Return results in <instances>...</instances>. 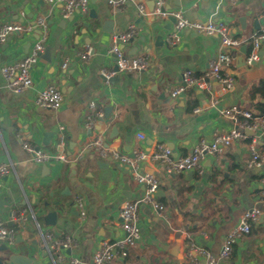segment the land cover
I'll return each instance as SVG.
<instances>
[{"label":"crops","instance_id":"obj_1","mask_svg":"<svg viewBox=\"0 0 264 264\" xmlns=\"http://www.w3.org/2000/svg\"><path fill=\"white\" fill-rule=\"evenodd\" d=\"M40 1L0 0V25L26 28L38 17L43 19L41 30L48 50V60L40 56L33 66L32 86L24 92L14 94L0 74V164L10 171L0 179V222L13 235L11 244L0 243L6 248L0 250V262L12 264L8 257L18 254L31 264H69L72 258L91 264L101 240L123 236L119 206L139 199L144 190L134 182L131 168L112 160V151L128 156L134 150L150 154L157 144H164L174 157L185 156L199 140L229 131L231 124L222 115L224 109L238 106L259 114L256 104H264V99L251 101L250 97L264 81V42L257 61L248 65L245 58L250 38L264 24L259 18L264 0H240L236 5L228 0H164L163 7L168 10L158 17L155 4L151 12L148 9V2L155 0H135L121 8L111 7L107 0H89V13L82 21L75 15L63 18V0L52 4ZM138 4L143 14L138 13ZM176 11L189 21L224 23L241 45L229 50L217 35L201 36L189 30L179 34L176 44L168 45L166 37L175 22L170 23L167 17ZM241 16L245 17L242 26L238 21ZM132 25L137 35L121 45L122 52L127 58L143 59L147 67L105 81L101 72L115 66L108 54L111 37ZM159 35L162 46L155 45ZM36 38L23 31L12 33L0 45V69L21 59ZM243 46L244 65L239 66L236 56ZM88 48L90 56L83 60L81 55ZM222 53L232 56V63L221 67L233 77L232 88L221 92L212 82L210 91L187 88L178 99H170L169 92L178 86L184 72L200 77ZM48 85L62 95L58 109H44L35 103ZM90 102L101 109L103 119L88 129L86 122L93 114ZM138 133L144 140L137 139ZM46 134H51L49 141ZM98 135L103 138L104 156L100 149L89 146ZM18 136L41 152L63 155L65 161L48 166L35 163ZM248 137L221 155L205 157L190 173L167 177L158 165L143 162L142 172L158 181L155 203L164 210L158 212L151 205L139 208L140 237L125 258L111 264H194L186 261L191 244L207 249L217 264H264V204L258 200L264 163L260 170L248 166L249 140L257 139L258 150H262L264 131ZM78 198L84 219L78 215ZM253 207L261 210V217L251 225L250 234L234 245L230 258L220 260L226 235ZM52 213L53 225L46 222ZM11 214H21L23 223H17ZM47 235L53 240L71 239L70 248L59 251L61 262L50 257ZM195 264L204 262L197 258Z\"/></svg>","mask_w":264,"mask_h":264},{"label":"built area","instance_id":"obj_2","mask_svg":"<svg viewBox=\"0 0 264 264\" xmlns=\"http://www.w3.org/2000/svg\"><path fill=\"white\" fill-rule=\"evenodd\" d=\"M46 4H52L54 0H41ZM231 5H236L240 0H228ZM135 0H107V4L113 8H121L127 4L134 3ZM154 14L158 17L161 15L160 9L164 5V0H155ZM89 13V0H63L62 16L63 18H70L75 15L79 21H82ZM138 13L143 14V7L138 4ZM175 19L174 27L166 37L168 45H174L178 42L179 34L185 30L193 31L201 36L217 35L220 38L221 45L229 50H237L241 45V41L232 38L229 35V30L224 23L207 20L189 21L176 11L172 13ZM260 19H264V10L259 15ZM44 25L42 18L38 17L33 23L26 28H22L18 24H4L0 25V45L4 44L8 37L15 32L23 31L28 36L36 35V40L26 54L16 62L8 63L1 67L0 74L7 82L10 90L14 94H20L32 86L31 70L39 57L46 49V34L42 32L41 27ZM137 35L135 26H130L125 32L113 34L111 37V44L108 49V54L113 56L114 64L117 67V72H130L145 70L146 62L141 58H127L121 49V45ZM264 42V24L249 40L250 51L245 58V63L250 65L259 58V50ZM91 49L88 48L81 55L83 60L88 59ZM232 63V56L228 53H222L218 58L210 63L208 70L200 78H194L187 71L181 76L178 86L169 92V97L176 100L183 95L187 88H196L202 91H210L212 89L211 83L214 82L221 92H226L233 86L234 79L232 76L221 71V67L229 66ZM63 64L62 68H65ZM102 78L108 81L116 75V72L103 71ZM35 103L44 109L55 110L60 108L62 104V95L60 91L52 85L46 86L42 89L37 97ZM89 108L93 111L90 118L87 119L86 127L91 129L96 122L102 121L103 113L101 109L94 102H90ZM198 110L196 109L195 112ZM222 115L226 118L231 128L224 133L214 132L209 140L201 139L195 145L193 150L185 156L174 157L171 150L164 144H157L150 154L142 151L134 150L130 156L122 154L118 151L111 152L112 160L120 165H125L132 170L133 180L137 185L143 186V194L134 201H125L119 206L118 218L120 220L119 226L123 233L121 239L114 241L101 240L93 252L91 264H111L115 259H123L127 256L129 250L135 246L140 237V222L138 211L142 205H151L156 211L162 212L164 210L162 205L155 203V197L158 192L159 184L152 174L143 173L140 166L145 161H150L158 165L163 174L167 177L177 174L190 173L200 167L201 161L205 157H215L221 155L224 150L231 147L234 143L247 140L248 134L258 133L264 131V115H256L250 111L238 106H231L222 111ZM21 142V147L31 156L33 161L43 166L51 164H58L65 161V157L61 154H46L27 142H24L19 136L17 137ZM138 140H144V135L137 134ZM61 141V138L59 137ZM103 138L101 135L96 136L89 144L90 148L100 149V155L104 156L102 150ZM250 159L248 166L253 169L260 170L264 163V148L258 150V140L251 138L249 140ZM10 171L3 163L0 164V179L7 177ZM260 194L259 201L264 204V177L260 180ZM1 187V184H0ZM76 208L81 219L85 218V212L81 199L76 200ZM262 212L258 207H253L245 212L237 224L233 226L230 232L226 235L219 252V259L226 261L230 258L234 245L241 241L244 237L250 234L252 224H255L261 217ZM12 218L17 223H20L23 218L22 215L16 217L11 214ZM207 237L202 234V238ZM48 250L55 262H61L60 250L70 248L72 242L69 237L59 240H53L50 235H47ZM13 240L12 231L5 228L0 222V243L8 242L11 244ZM193 252V253H192ZM198 257H197V256ZM186 261L188 263H197V258H201L204 264H217V260L204 247H195L190 245V249L186 254ZM69 264H81L77 259H70Z\"/></svg>","mask_w":264,"mask_h":264},{"label":"water","instance_id":"obj_3","mask_svg":"<svg viewBox=\"0 0 264 264\" xmlns=\"http://www.w3.org/2000/svg\"><path fill=\"white\" fill-rule=\"evenodd\" d=\"M40 3H43V2L40 1ZM175 4L178 5V2H176ZM153 5H154V2H153V1L148 2V9H149L150 12L152 11ZM167 10H168V7H162V8L160 9V13H161V14H165ZM90 14L92 15L93 12L91 11ZM167 18H168V21H169L170 23H174V22H175V19H174V17H173L172 15H169ZM238 21H239V23H240L241 26H242V25L244 24L245 17H243V16L239 17V18H238ZM105 24H106V23H105ZM255 24H258V22L256 21ZM106 25H107V24H106ZM165 29L169 30L168 26H167ZM145 35H146V33L144 34V36H145ZM155 45H157V46H162V36H161V35L156 36V44H155ZM245 54H246V47L243 46V47L240 48L239 53H238L237 56H236V61H237V63H238L239 66L244 65V55H245ZM261 55H262V54H261ZM41 57H42L43 59L48 60V50H47V49H45V51H44V53L41 55ZM253 63H254V62H252L251 64H253ZM113 71L116 72V75H115V77H114V79L116 80L117 75H118V72H117L118 70H117V67H116V66H114ZM105 117H106V115H105ZM113 130H114V129H113ZM50 137H51V134H46V135H45V138L47 139V141L50 140ZM48 139H49V140H48ZM45 144L47 145L48 142H46ZM36 150H38V148H36ZM44 171H45V167L43 168V172H44ZM124 189L126 190V187H125ZM126 198H127V197H126ZM28 220H30V219H28ZM23 221H24V220H22V221L20 222V224H22ZM46 222H47L48 224L53 225V224L55 223V214H54V213L49 214V215L47 216V218H46ZM12 225H13L12 223H9V226H12ZM14 230H15V232H18L19 228H15ZM0 250L5 251L6 248H5L3 245H1V246H0ZM49 255H50V254H49ZM50 257H51V255H50ZM51 258H52V257H51ZM8 260H9V262L12 263V264H31V260H29L26 256H22V255H18V254H11V255L8 257ZM181 261H182V259H181ZM0 264H1V262H0Z\"/></svg>","mask_w":264,"mask_h":264},{"label":"trees","instance_id":"obj_4","mask_svg":"<svg viewBox=\"0 0 264 264\" xmlns=\"http://www.w3.org/2000/svg\"><path fill=\"white\" fill-rule=\"evenodd\" d=\"M250 51V48L248 50V53ZM194 78H200L198 76H192ZM257 97H260L261 99H264V81H261L256 88L253 89L252 94H251V101H254ZM258 106L259 114L258 115H264V104L262 103H257Z\"/></svg>","mask_w":264,"mask_h":264}]
</instances>
